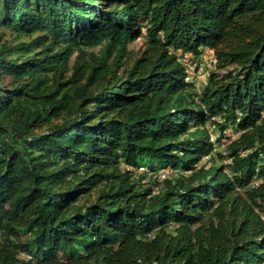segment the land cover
Wrapping results in <instances>:
<instances>
[{
	"label": "trees",
	"instance_id": "1",
	"mask_svg": "<svg viewBox=\"0 0 264 264\" xmlns=\"http://www.w3.org/2000/svg\"><path fill=\"white\" fill-rule=\"evenodd\" d=\"M0 264H264V0H0Z\"/></svg>",
	"mask_w": 264,
	"mask_h": 264
},
{
	"label": "rangeland",
	"instance_id": "2",
	"mask_svg": "<svg viewBox=\"0 0 264 264\" xmlns=\"http://www.w3.org/2000/svg\"><path fill=\"white\" fill-rule=\"evenodd\" d=\"M7 40L11 43H16V39L14 38V36L8 34ZM131 48L134 49L137 53L138 52H142L143 49L145 48V44L142 40H138L137 42L133 43L131 45ZM99 50L100 48H96V49H90L88 50V52H94L96 54H99ZM214 56L212 54L211 51L206 50V52L204 53V55L202 56L201 59L195 61V65L193 64L190 68H189V72H190V76H191V80H193V82H195L197 90L199 91L203 84L205 83V81L207 80L209 73L211 70H214ZM223 142L226 144V141L223 140ZM222 150V145H216V150H214L213 154L217 153V151H221ZM220 161V159H219ZM209 162H211L210 157L205 158L202 161V165L204 164H208ZM172 172L169 171V174L167 175L168 178L171 177H175V175L171 174ZM142 176L141 172H136V177H140ZM156 173L150 172V174L146 177L145 180L142 181V184L144 186H151L155 192L158 191V189H160L163 186V180L165 179H160L162 181H158V179L156 178ZM27 237H24V240H26ZM24 257V256H23Z\"/></svg>",
	"mask_w": 264,
	"mask_h": 264
},
{
	"label": "built area",
	"instance_id": "3",
	"mask_svg": "<svg viewBox=\"0 0 264 264\" xmlns=\"http://www.w3.org/2000/svg\"><path fill=\"white\" fill-rule=\"evenodd\" d=\"M140 171L143 172V171H147V170L144 169V168H141ZM156 175H157V177L159 178V180H160V179H167V177H168V176H167L168 173H167L166 170H160Z\"/></svg>",
	"mask_w": 264,
	"mask_h": 264
},
{
	"label": "crops",
	"instance_id": "4",
	"mask_svg": "<svg viewBox=\"0 0 264 264\" xmlns=\"http://www.w3.org/2000/svg\"><path fill=\"white\" fill-rule=\"evenodd\" d=\"M209 51V50H208Z\"/></svg>",
	"mask_w": 264,
	"mask_h": 264
}]
</instances>
